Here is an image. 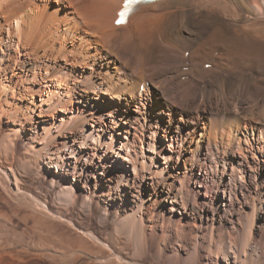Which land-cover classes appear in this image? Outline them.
I'll list each match as a JSON object with an SVG mask.
<instances>
[{"label":"bare ground","instance_id":"bare-ground-1","mask_svg":"<svg viewBox=\"0 0 264 264\" xmlns=\"http://www.w3.org/2000/svg\"><path fill=\"white\" fill-rule=\"evenodd\" d=\"M123 1L0 0V104L16 103L15 109L0 110V118L5 113L15 115L16 122L21 116L27 121L15 122L11 134L0 139L1 156L17 157L15 167L6 159L0 163V190L9 197L26 191L16 184L14 171L33 173V162L52 148L58 128L57 139L72 134L61 158L68 160L78 151L80 160L72 178L64 179L59 200L84 213L79 225L37 197L30 200L33 211L9 207L3 196L0 264H264V0H164L138 6L125 25L115 26ZM90 63L95 72L87 71ZM68 66L82 70L68 75ZM151 86L166 100L164 109L179 104L187 113L177 125L174 117L165 120V127L180 136L176 158L159 150L142 160L153 182L140 192L139 201L124 182L130 129L125 141L114 132L119 122L134 128L140 119L142 126L151 121ZM27 95L29 105L23 103ZM125 95L134 100L133 110L122 101ZM46 114L59 120L47 123L42 119ZM19 135L27 146L40 140L33 145L38 149L26 147L29 154H18ZM109 152L114 175L107 183L104 169L94 163ZM213 152L223 159L219 181L213 182L215 206L203 174L188 181L190 191L185 179L193 163L212 160ZM174 158L183 170L172 171L183 178L175 179L169 170ZM89 176L95 180L93 190ZM12 179L15 186L9 189ZM81 180L87 185L78 201L74 190ZM246 184L253 185L247 198ZM95 196L109 208L99 199L94 203ZM158 201L166 213L160 226L150 213ZM55 220L65 224L54 225ZM238 231L236 238L232 233Z\"/></svg>","mask_w":264,"mask_h":264},{"label":"rangeland","instance_id":"rangeland-1","mask_svg":"<svg viewBox=\"0 0 264 264\" xmlns=\"http://www.w3.org/2000/svg\"><path fill=\"white\" fill-rule=\"evenodd\" d=\"M37 5H38V3H36V7H37ZM86 20L90 21V20H88V16L86 17ZM151 26L153 27V25H151ZM5 32L7 33V30H5ZM205 33L209 34L210 29L209 30L207 29L205 31ZM0 39H1V33H0ZM101 39L102 38H100L99 41ZM195 42H196V40H195ZM51 54H52V52H51ZM92 64L93 63H90L89 69H88V66H86L88 69L87 71L95 72L96 67H95V65H92ZM149 65H151V64H149ZM86 67H85V69H86ZM77 69L82 70L81 67H76V66L69 67L68 66L67 74L68 75L73 74ZM250 71H251V69L247 70L248 73ZM241 75H243V74H241ZM216 78H218V75ZM228 78H229V75L226 76V79H228ZM201 84L202 83L197 82V86L200 88H202L200 86ZM151 90H152V92H151ZM151 90L149 93L150 96L148 97V100H147V102H148L147 110L153 111V114L151 115V117L147 118V119H150L151 121H147V123H145V125L142 126L143 120L140 119L139 124H134L133 125L134 128L133 127L129 128L128 125H126L124 123L122 124V122H119L117 120L119 122V124H118V127L115 126L116 130L114 132V134L116 135V139H118V141H120V140L125 141L124 140V137H125L124 135L126 134L125 130L130 129V133L127 134V137H128V140L130 142H132V140H133V142L130 145V148H128V150H129V152H128L129 157L128 158H129L130 162H129V164H127V169L129 170V172H128V176L125 175L126 179L124 180V182L127 185L125 187H127V188H128V186L130 187L132 194L135 196V198L137 200L141 199L139 194L141 191L144 192L145 187H147V186L151 187V185H148V182H153L150 180V175L148 174L147 170H145L141 167L142 160L146 159L145 158L146 155L157 156V153L159 150H162L163 153L167 152L176 158L177 154L179 153V149H180V146H179L180 136L176 137L175 132L173 134L171 132V129L169 130L167 127H165L166 122H167L165 120H167L171 117H174V119H175L174 123L177 125L176 122L179 121L180 116L181 117L186 116V113H187V112H185L184 108L179 104L174 105L173 103H171V106H173L172 111H174V112H172L170 109H164V107L167 106L165 103L166 100H164V98H161L160 90L158 88H154L153 86H151ZM30 97H29V100L25 99L23 103H27L29 105L30 100H31ZM150 97L153 98L152 101H151ZM82 100L83 99H81V101ZM122 101L124 102L125 106H128V109L131 108V110H133L135 108L134 100L131 98L130 95L123 96ZM9 108L15 109L16 103L8 101L7 105H5V106L3 104H0V110L5 109V111H6ZM161 111H163L162 112L163 122L161 120V115L158 114ZM12 116H15V115H8V114L6 115L5 113L2 114V117L0 118V139H2L6 135L11 134V128H12V126L15 125L14 123L16 122ZM42 119H44L45 122H47V123L48 122H57L59 120L58 119V120L53 121V118L47 114L44 115L42 117ZM25 122H27L26 119L21 116V120L17 121L16 123H19V125H24ZM147 124H148V129H145L144 127ZM157 124L159 125V127ZM176 125H174V126H176ZM258 125L260 126V124H258ZM182 126L185 128V130H183V132H187V130H189L188 127H186V125L184 124V122H182ZM199 126H202V124H200ZM58 130L59 129L56 128L53 132V135L56 134ZM110 130L113 132L114 129L110 128ZM166 133L170 136L169 139L163 138L164 137L163 135ZM53 135H52V137L55 141L52 140V142H53L52 148L49 150H45V151L40 152L41 157L38 160H35L33 162V164L35 165V170L33 173L25 174V175L24 174L19 175L14 171L15 176L17 177L16 184L17 185L19 184L26 191L23 190L22 191L23 193L19 192V195H16L15 197L12 196L13 197L12 198V197L6 196V194H4L2 190H0V192H1L0 198H2L3 196L6 197L8 200V203L10 204L9 207L19 208V206H20V209L25 208V209H28V210L31 209L34 211L33 207L30 205L31 204L30 200H31V197H37L38 200L40 199L39 202L47 203L53 210H57V209L58 210H64L67 219H73L75 221V223L80 225V224H83L82 223L83 222L82 216L84 215V213H82L81 210L78 209L77 207H75V209H74V207H72V205L66 206L62 201L59 200L60 191L63 189V186H64V179L66 177L72 178L73 174H75V169H77L78 166L80 165V163H79L80 160L78 159L79 154H78V151H76V155H73L72 158H69L68 160L61 158L62 156L59 155V153H61L60 151H62V150L64 151V150L69 149L65 146L66 145L65 141L68 139H72V134L70 135L69 133L64 132V135L62 137H59L58 139ZM50 139H51V136L45 138L46 141H48ZM176 139H177V141H175ZM38 141L40 142V140H38ZM38 141L34 142L36 145L34 143H31V144H29V146H27V144H26L27 139L22 135L17 136L15 143H16V150L19 151L18 154H20L21 156L29 154L30 152L28 151V149L26 147H29L30 149L37 150L38 147H35V146H38ZM208 141L204 140L203 146L207 145L209 147L210 145H208ZM141 143H142V149H141ZM148 143H150L151 148L150 147L147 148ZM33 145H35V146H33ZM91 146H93V145H91ZM147 149H149V150H147ZM103 151H105V149ZM88 152L91 153V151H88ZM219 154L220 153H218V154L214 153L213 159L209 160V161H208V158L205 160H203V158H201V160H199V162L196 161L195 163H193V166L191 168L192 171L189 170L185 174V179H187L186 188L189 191L192 189V187L189 185V183L194 181L197 176H200V175H198L199 173L201 175L202 174L204 175L205 179H207V181L209 182L208 187H207V189H208L207 195H208L209 199L211 200L212 206H215L216 203L218 202V198L216 196L217 194H216V191L214 189L215 186L213 185V182L215 180L219 179V176H220L219 172H220V168H221L222 163H223V159L220 158ZM58 156H60V157H58ZM0 157H1L0 163L4 162L6 158L1 156V154H0ZM87 157L88 156L86 154L85 159H88ZM175 158L173 159L171 164L168 165L169 170L171 169L170 171L174 173L173 176L175 179H177L178 177L183 178L184 177L183 175L178 176V174H176V172L172 171V170L178 171V169L183 170V164L182 163L177 164V161ZM57 159H59L58 163H56ZM6 160H8L9 162L10 161L13 162L14 164L13 163L12 164L14 165V167L17 165V157L16 156L7 157ZM26 160L27 159H23L24 162H26ZM83 160H84V158H83ZM111 161H112V155L109 152L108 154L107 153L104 154L103 158L100 159V162L97 159H95V163H94L98 166L101 165V167L104 169L103 174L105 175V177H107L106 182L109 180L112 182L111 178H112V175H114L113 166H111ZM121 161L122 160H119V162H121ZM200 164H201V166H200ZM7 165H9V164H7ZM175 165L177 166L176 169L174 167ZM216 165H217V168H216ZM133 166L134 167L136 166L135 174L133 173ZM199 168H201V170H199ZM154 169L156 170V167ZM11 170L13 171V169H11ZM96 170H97V172H100L101 168L100 167L95 168V171ZM89 171H91V170H89V168H88L87 169L88 175H92V173H90ZM118 173H119L118 171L115 172L116 175ZM254 174L255 173L252 172V177ZM180 180L182 181V179H180ZM89 181H90V183L88 185L90 186V189L93 190V184H94L95 180L92 179V177H90ZM188 181H190V182H188ZM81 182H82L81 184L79 183V188L77 187L74 190V195L76 197V200H78V201L79 200L82 201V196H81L82 194H80L79 192H81V190H83L84 187H86V185H87V183L83 182V180H81ZM103 184H105V183H103ZM6 186L9 189L11 187L14 188V186H15L14 180L12 179L11 183H9V185H6ZM245 188H246V189H244L245 193H246L245 197L247 198L248 192L253 188V185L252 184H246ZM201 189H200L201 194L197 193V196H199V200L204 197V189H202V190ZM114 195L119 196L118 194H114ZM129 196L130 195H128V198L131 199V197H129ZM98 199L99 198L97 196H95L93 202L95 203L96 201H98ZM99 201H100L102 206L104 205V207L109 208L110 203L105 202V204H104V202L101 199H99ZM235 202H236V200H234V198L232 197V204H234V206L237 208L238 204H236ZM3 207L5 210H8L7 206H3ZM243 211H247V209L246 208H244V210L242 209L241 210L242 214H243ZM162 212H163L162 211V202H160V201L154 202V203L152 202L150 213H153L154 215H156V217H154L155 218L154 221L156 222V224L159 223V226L163 224L161 221L164 219V217L166 215V213L164 214ZM150 213H146V215L148 216V214L150 215ZM146 215L145 214L143 215L144 220H146V218H147ZM239 217H241V214H239ZM233 220H234V218H233ZM12 222H13V224L18 225L20 228H23V222L19 223L17 218H13ZM64 222L61 220L60 221L55 220L54 225L62 226V224H65ZM89 224L91 226L93 225L92 222H89ZM229 226H230V224H229ZM241 232L242 231H238V232H234L232 234L234 237L237 238V236H239L241 234ZM11 237L14 238V236H12V235H11ZM13 240L16 242L20 241L16 237ZM128 252H129V257H130L131 253H132L131 248L129 249ZM6 260L8 262H10V259H8V258ZM31 263H32V261L29 262L28 264H31ZM34 263L35 264H43L42 262H39V263L33 262L32 264H34Z\"/></svg>","mask_w":264,"mask_h":264}]
</instances>
